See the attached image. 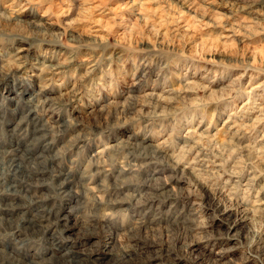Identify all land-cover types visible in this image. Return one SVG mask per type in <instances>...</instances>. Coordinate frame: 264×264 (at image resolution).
<instances>
[{
  "label": "rangeland",
  "instance_id": "1",
  "mask_svg": "<svg viewBox=\"0 0 264 264\" xmlns=\"http://www.w3.org/2000/svg\"><path fill=\"white\" fill-rule=\"evenodd\" d=\"M131 1L0 0L1 198L15 205L14 220L33 216L46 226L17 235L16 222L3 220L0 228L10 229L0 230V264H74L89 253L87 264H113L123 253L120 264H264V206L245 217L237 204L264 201V165L256 158L264 156V144L256 145L263 130L238 128L227 144L200 137L179 149L191 126L213 134L229 116L245 123L259 117L247 91L256 86L255 102L264 103V61L254 65L247 51L264 46V0H195L215 26L203 24L178 0H152L148 24L137 23L136 7L126 5ZM59 8L69 15H58ZM186 24L222 46L196 53ZM38 55L57 64L47 87L32 76ZM118 56L125 64L121 72ZM191 77L210 90L185 85ZM40 88L38 111L43 106L50 118L46 136L57 164L46 157L44 173L13 176L7 143L12 129L18 130L13 110L23 109ZM103 146L102 173L82 176ZM255 164L257 177L249 181ZM68 211L80 223L66 231L55 217Z\"/></svg>",
  "mask_w": 264,
  "mask_h": 264
},
{
  "label": "bare ground",
  "instance_id": "2",
  "mask_svg": "<svg viewBox=\"0 0 264 264\" xmlns=\"http://www.w3.org/2000/svg\"><path fill=\"white\" fill-rule=\"evenodd\" d=\"M151 1L152 0H133L131 1L130 3L129 2H126L125 4L126 5H130L133 6V7H136V11L135 12V17L136 19L134 20V22H137L139 20H145V24H148V17L152 12V10H154L153 6L151 5ZM183 8L187 9V12H193L197 15H200L199 17L201 18V20L203 21V24H206L207 26H215V24H217L215 22V19L211 16V17H208L210 16L211 14L207 13V12H200V6L201 4L199 5V1L198 3L195 1V0H178ZM227 1V0H226ZM216 4V1L215 0H211V3L210 5H214ZM203 5V4H202ZM59 7V6H58ZM210 7V6H209ZM213 8V7H212ZM94 8H92V6H90V11L92 10L93 11ZM120 8H117L114 12H115V15L119 17L118 15V11H119ZM184 9H183V12H184ZM206 9V8H205ZM215 9V8H214ZM238 9V8H237ZM60 11H57L58 15L60 16H68L69 15V11L66 12L64 11L63 8H59ZM239 10V9H238ZM215 11V10H214ZM212 11V12H214ZM209 12V11H208ZM221 12V11H220ZM185 14V13H183ZM194 14V15H195ZM188 15V14H187ZM214 15V14H213ZM193 16V15H192ZM57 17V16H56ZM215 17V15H214ZM223 17V16H222ZM195 18V17H194ZM200 18L198 20H200ZM216 18V17H215ZM244 18V17H243ZM99 19V18H98ZM218 19V18H216ZM100 21L98 22H102L103 19H99ZM96 21V22H97ZM188 21V20H187ZM193 22V21H192ZM191 23V22H190ZM194 23V22H193ZM192 23V24H193ZM199 23V22H198ZM241 23V22H239ZM238 23H229V26L231 28H234L235 25H237ZM136 25V24H135ZM194 25V24H193ZM195 25H196V22H195ZM205 26V25H204ZM184 27V26H183ZM184 32H187V33H191V37H190V40L192 42V44L194 45V47L196 48L195 52L198 53V51L202 54H207V53H211V50L212 48H215V52L217 51V49L220 47L219 45L221 44H218L217 41H214V40H211L212 36H210L211 34L209 32H204V31H199L197 30V28L194 26H192L191 24H186L185 27H184ZM124 34V33H123ZM123 34L121 35L122 38L121 40H124L123 39ZM125 37V36H124ZM216 40V39H215ZM191 42H189L188 44H190ZM222 46V45H221ZM247 55L249 57V59L252 61V63L254 65H256L258 62L262 63L264 61V46L263 47H254L252 50L250 51H247ZM201 56V55H200ZM35 58V57H34ZM120 58L121 56H118L117 57V61L115 62V67H116V70L117 72H121L122 69L125 68V64L121 63L120 62ZM110 60V59H109ZM111 61V60H110ZM33 65V75L34 78L36 79V81H38V83L43 86V87H47L48 86V81H49V78L51 77V75H49V73L51 72V70H53L57 64L54 63V61L52 59H49V58H46L44 57V55H38L36 56V59L34 60V62L32 63ZM111 64H113V61H111ZM5 65L6 66H9L11 64V61L10 59H6L5 61ZM110 66V65H109ZM114 67V66H113ZM53 72V71H52ZM51 72V73H52ZM50 73V74H51ZM118 75V74H117ZM187 76V75H186ZM58 77V76H57ZM185 85L187 86H194V85H200L202 86L203 89H205L206 91H209L210 88H208L209 86L205 87L204 85L202 84H198L193 77L191 78H184L183 79ZM55 82V81H54ZM182 83V82H181ZM182 83V85L184 84ZM186 87V86H185ZM246 88V87H245ZM73 89V88H72ZM179 89V88H178ZM176 89V90H178ZM175 89H173L172 91H174ZM214 88L212 89V91H210L209 93L213 95L214 93ZM256 90V86L255 87H252L251 89H248L247 93L250 97L253 98L252 100V105L253 107L251 108V110L253 112H257L259 114V117H256V119H253L250 123H245L242 119H240L239 121L236 120V121H233V119L231 118V116H229L223 123H222V126L219 127V129L215 132V133H211L209 131H207V133H199V128H188L186 129V134H184L185 136H182V138H184V143L181 144L183 145L182 147H180L179 149L181 148H185L187 143L188 142H194L198 139V138H209L212 140H217L218 143H220L221 145H224L225 143L227 144V142H229L231 139L234 138V136L237 134V131H238V128H244V127H251L252 129L258 131V132H263V135H262V138L261 140L257 141L259 142L258 144L256 143L257 146H259L261 149L263 148L262 147V144H264V103H257L255 101H257L256 99H254V92ZM73 90H71L72 92ZM179 91V90H178ZM177 91V92H178ZM154 92V91H152ZM151 92V94H152ZM161 93V92H160ZM158 93V94H160ZM43 94V90L42 88H40L38 91H36L35 94L29 96L26 100H25V104H24V107H22L23 109H14L13 112H14V116L13 118H15L16 116L19 117L18 118V122H16L17 126H18V130H13L12 129V132L10 135L12 136V138H9V135H7V139H8V144H9V149L11 155H12V160L14 162V168L12 169L13 173L12 175L15 176V173L17 171H23V170H27V171H31L32 172L34 171L35 173H38V172H43L44 169H41V165L43 164L44 160L43 159H46L47 158H51L53 163H56V157L54 156L55 154L53 153L54 149H53V146H52V143L50 142V140H48L47 136H46V133L48 131L46 125H47V122L48 120L50 121V118L48 119L47 117V114L45 112V109L43 106H41V110L39 109L38 111V107H40L39 105V99H40V96H42ZM163 94V92L161 93ZM160 94V95H161ZM171 94V93H170ZM173 94V93H172ZM68 95V94H67ZM160 95H156L157 97L160 96ZM211 95V96H212ZM169 95H167V98H168ZM156 97V98H157ZM153 98V97H152ZM159 98V97H158ZM162 97L160 96V99ZM165 98V97H164ZM164 98H162L163 101H166L164 100ZM12 100H14V97L12 98ZM169 99V98H168ZM161 101V100H159ZM158 102V101H157ZM162 102V101H161ZM160 102V103H161ZM169 102V101H167ZM163 103V102H162ZM248 104V102L246 103ZM17 105V104H16ZM38 105V106H37ZM21 107V106H20ZM26 108V110H25ZM243 110H244V105L243 107H241ZM248 110V109H247ZM250 110V109H249ZM20 114V115H19ZM233 114V113H232ZM49 117H50V114H49ZM248 121V120H247ZM6 122V121H4ZM8 124H9V121H8ZM5 126V125H4ZM51 127V126H50ZM209 129V128H208ZM206 129V130H208ZM47 130V131H46ZM237 130V131H236ZM6 134V133H5ZM180 137V136H179ZM199 140H197L198 142ZM203 141V140H202ZM129 142V139L128 141ZM131 142V141H130ZM209 142V141H208ZM262 142V143H261ZM194 143H192V145H194ZM201 143V142H200ZM133 144V143H132ZM254 144V143H253ZM108 145V144H107ZM255 145V146H256ZM216 146V145H215ZM192 146H190L189 148H191ZM140 148V146H139ZM257 148V147H256ZM106 147H102L98 150H96L93 154V159H91L89 161V163H87L88 165L86 167H83V172L81 174L82 176L84 175H88V174H93V173H102V169H103V163H104V156H105V153H106ZM259 149V148H258ZM256 149V151L258 152L259 150ZM162 150V148L160 149ZM187 150V149H185ZM216 150V149H215ZM264 150V149H262ZM166 152V151H165ZM256 152V153H257ZM7 153V154H8ZM161 153V152H160ZM175 153V152H174ZM181 153V152H179ZM58 154V153H57ZM21 155V158H23L24 156H26L28 159V163L24 164V162H19L20 159H18L16 161V157L20 156ZM183 155V154H182ZM15 158V159H14ZM19 158V157H18ZM256 158H258V162H261L260 164L264 165V156L262 155H256ZM8 160V159H7ZM203 160V159H202ZM194 161V160H192ZM12 162V163H13ZM46 162V161H45ZM9 163H11L9 161ZM59 163V162H58ZM57 164V163H56ZM50 165V164H49ZM95 165L97 168H95L94 170H92V166ZM256 165V164H255ZM55 166V165H54ZM57 166V165H56ZM45 168H47L46 166H43ZM49 167V166H48ZM51 167V166H50ZM59 167V166H58ZM259 167V166H258ZM188 168V167H187ZM10 169V168H9ZM53 169V168H52ZM61 169V168H60ZM59 169V170H60ZM11 170V169H10ZM120 170V169H119ZM124 170V169H123ZM26 171V172H27ZM62 171V170H61ZM68 171H72L71 169H69ZM67 171V172H68ZM122 171V169H121ZM194 172V169L192 170ZM264 171V169H263ZM58 172V171H56ZM66 172V173H67ZM73 172V171H72ZM72 172H69L72 173ZM23 173V172H22ZM44 173V172H43ZM65 173V174H66ZM257 173V165L255 166V169L254 171L252 172L251 176H248L250 180H253L257 177L256 175ZM19 174V173H18ZM17 174V175H18ZM121 174V173H120ZM8 175V174H7ZM23 175V174H22ZM21 175V176H22ZM73 175V174H72ZM26 176V175H25ZM59 176H65L62 172H60V175ZM81 176V177H82ZM70 177V176H69ZM69 177H65L63 178L64 180L70 182V178ZM60 178V177H58ZM85 178V177H84ZM10 179V178H9ZM14 179V177H13ZM15 179H17L15 177ZM80 179V178H79ZM61 180V179H60ZM88 180V179H87ZM10 181V180H9ZM21 181V180H19ZM82 181V180H81ZM79 181V183L81 182ZM72 183H76L77 181H73L71 180ZM83 182V181H82ZM64 183V182H63ZM62 183V184H63ZM67 183V182H66ZM65 183V184H66ZM79 183L77 185H79ZM12 184V183H11ZM85 184V183H84ZM248 185V182L246 183ZM7 185V184H6ZM64 186V185H63ZM73 185H71L72 187ZM81 186V185H80ZM65 187V186H64ZM74 187V186H73ZM88 188V186H86ZM91 188H93L92 186H90ZM85 188V187H84ZM86 188V189H87ZM71 189V188H70ZM73 189V188H72ZM261 189L264 190V182L261 186ZM2 190V189H0ZM11 190V189H10ZM15 190V189H14ZM69 190V189H68ZM76 190V189H74ZM80 190V189H79ZM88 190H92L90 188H88ZM87 190V191H88ZM260 190V189H259ZM258 190V191H259ZM1 192H5V190L3 191H0V202H2V204L0 203V225L2 223L3 220H7V219H13L14 217H12V213L10 212V207H13L15 206L12 201H10V199L8 197L6 198H1ZM71 192V191H70ZM79 192V191H78ZM91 192V191H90ZM10 193V191H9ZM77 193V192H76ZM222 193V192H221ZM258 193V192H257ZM261 193V192H260ZM89 194V193H88ZM75 195V194H74ZM224 195V194H223ZM9 196V195H7ZM78 196V194H77ZM264 196V195H263ZM234 197V196H233ZM232 198V197H231ZM243 198V197H242ZM246 198V196L244 197ZM256 198V197H255ZM248 199V197H247ZM244 200V199H243ZM232 201V200H231ZM248 201V200H247ZM14 202V200H13ZM241 203L237 202V204H239L240 207H242L244 210H242V213L244 214L245 217H247L248 215L251 214V212H258L259 209H263V206H264V201L262 200H258L257 201V198H256V201L254 200L253 203H245V201H240ZM249 202V201H248ZM238 206V207H239ZM79 207V206H78ZM246 207V208H244ZM91 212V211H90ZM98 214V213H97ZM99 215V214H98ZM79 216V215H78ZM78 216L76 214H73L72 211H68L67 213H65L64 215H56L55 217V220L56 218L58 217L57 221H58V224L57 226H60L61 229H66V231H69L73 228H75V226L78 225ZM18 221H16V217H15V220L14 222H16V226L12 228V231L13 233L12 234H17V235H20L21 231H27L29 233H32V232H38L40 228L42 227H46V226H38L37 225V221L36 219L31 216L30 218H28L27 220H23V219H19L17 218ZM81 220V219H80ZM61 221V223L59 222ZM73 221V223H72ZM93 221V219H92ZM75 222V224H74ZM72 223V224H71ZM80 223V222H79ZM82 223V222H81ZM85 223V222H84ZM87 223V222H86ZM85 223V224H86ZM95 223V222H94ZM77 224V225H76ZM96 224V223H95ZM98 224V223H97ZM113 223H111L112 225ZM92 226V225H91ZM237 226V222L236 223H231V225L228 227V230L230 232L233 231L234 228H236ZM107 228V227H106ZM7 229H10L8 227H5V228H0V230H7ZM60 229V228H59ZM110 229V228H108ZM228 232V231H227ZM112 238V237H110ZM109 240V239H108ZM111 242H108V243H105V246L108 247V245L110 244ZM94 252V251H93ZM96 252V251H95ZM85 254V253H84ZM106 254H110V253H106ZM93 253H89L88 256L84 257V259L81 257L79 258L80 256H77L76 259H79V261H73L74 264H87L86 262L89 261L91 258H93ZM127 256V253H123V254H120L118 259H116V261L112 260L113 262H117L118 261V264H120V262H122L124 259H126L125 257ZM134 256V255H133ZM99 257V256H98ZM15 258V257H13ZM51 258V257H50ZM53 258V257H52ZM96 259H98L96 257ZM16 260V259H15ZM50 260V259H49ZM101 260V259H100ZM39 262H33V261H30V262H26V261H21L19 263V260H16L17 264H49L48 261H46V259L44 260H38ZM113 263V264H115ZM109 264V263H108Z\"/></svg>",
  "mask_w": 264,
  "mask_h": 264
}]
</instances>
